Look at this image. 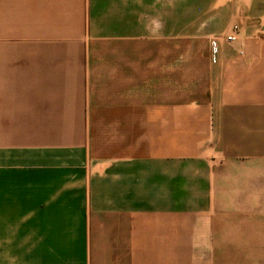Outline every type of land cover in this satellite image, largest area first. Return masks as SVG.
<instances>
[{
  "label": "crops",
  "instance_id": "crops-1",
  "mask_svg": "<svg viewBox=\"0 0 264 264\" xmlns=\"http://www.w3.org/2000/svg\"><path fill=\"white\" fill-rule=\"evenodd\" d=\"M0 264H264V0H0Z\"/></svg>",
  "mask_w": 264,
  "mask_h": 264
},
{
  "label": "built area",
  "instance_id": "built-area-1",
  "mask_svg": "<svg viewBox=\"0 0 264 264\" xmlns=\"http://www.w3.org/2000/svg\"><path fill=\"white\" fill-rule=\"evenodd\" d=\"M228 41H235V37H229ZM217 46L216 43H213V62H216Z\"/></svg>",
  "mask_w": 264,
  "mask_h": 264
}]
</instances>
